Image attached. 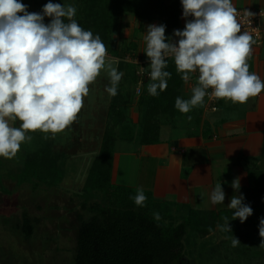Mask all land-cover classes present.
<instances>
[{
	"label": "clouds",
	"instance_id": "obj_1",
	"mask_svg": "<svg viewBox=\"0 0 264 264\" xmlns=\"http://www.w3.org/2000/svg\"><path fill=\"white\" fill-rule=\"evenodd\" d=\"M180 4L182 17L192 19L186 20L182 31L173 32L175 44L165 36L164 25H149L145 32L149 95L157 96L167 88L171 73L166 69L171 58L185 82L191 74H198L191 97L175 100V108L182 114L202 106L207 95L234 104L258 96L264 90V80L249 70L248 63L255 41L241 31L232 0H180ZM76 11L74 5L49 0L41 12L30 13L21 0H0V157L14 158L21 145L32 140L29 133L54 136L71 125L89 95V85L102 71L109 77L105 91L111 97L117 95L124 74L108 59L100 36L79 25ZM46 17L51 18L47 24ZM231 187L239 191V180ZM132 199L136 206L144 207L147 197L140 188ZM224 200L219 182L210 201L216 205ZM227 207L233 210V217H225L222 227L230 232V220L243 223L252 215L242 194L234 195ZM153 219L160 221V213L153 212ZM259 233L264 235V219ZM239 244L232 237V246Z\"/></svg>",
	"mask_w": 264,
	"mask_h": 264
},
{
	"label": "trees",
	"instance_id": "obj_2",
	"mask_svg": "<svg viewBox=\"0 0 264 264\" xmlns=\"http://www.w3.org/2000/svg\"><path fill=\"white\" fill-rule=\"evenodd\" d=\"M74 17L84 30L99 35L108 49L107 55L123 60L125 50L117 49L114 33L119 19L130 15L142 22L160 21L165 34L177 25L179 2L166 0H76ZM130 53H128L129 55ZM118 64V69L122 68ZM171 78L167 88L157 96L148 93L145 85L139 97L132 100L138 110V123L134 125L125 109L117 107V97H111L107 121L98 155L92 160L79 195L83 215L78 216L75 251L72 264H185L184 239L192 234L208 233L210 219L224 222L232 219L233 212L223 215L202 214L190 209L161 204L149 195L144 207L136 206L132 197L136 192L111 184V168L114 146L117 141L138 144L159 143L161 118L173 120L182 113L175 108L184 80L177 73L174 62L168 59ZM151 83V80H150ZM149 83V84H150ZM147 88V89H146ZM199 122V115L195 124ZM20 167H7L9 179L16 185H32L56 188L65 178V156L53 150L52 141L40 143L36 150L25 156ZM244 203L252 208V215L241 226L252 245L264 244L260 235V220L264 219V192ZM159 212L160 221L153 219ZM232 221V220H230ZM19 229L25 240L33 235V225L24 215Z\"/></svg>",
	"mask_w": 264,
	"mask_h": 264
},
{
	"label": "crops",
	"instance_id": "obj_3",
	"mask_svg": "<svg viewBox=\"0 0 264 264\" xmlns=\"http://www.w3.org/2000/svg\"><path fill=\"white\" fill-rule=\"evenodd\" d=\"M172 2L180 4V0H166L167 4ZM232 3L236 9L264 11V0H232ZM180 7L176 27L165 34L174 44L177 40L173 32L182 31L186 20L192 19L183 18L181 4ZM149 25L159 26L161 23L158 20L142 22L130 15L121 17L113 35L117 40L116 48H123L140 62H147L144 35ZM261 25L264 29V19ZM248 63L249 70L264 80V35L260 46L253 45ZM103 80L100 73L94 81L98 89L97 100L103 94L108 97L103 119L101 112L96 122H85L87 125L107 121L111 96L105 91ZM196 82L193 73L189 81L183 82L180 94L191 97ZM85 102L86 97L84 105ZM132 106L127 116L137 125L138 110L134 103ZM216 106L215 111H210L204 98V104L197 106L199 122L189 131L180 132L170 124H162L157 144L117 141L112 158L111 184L134 192L142 188L145 195L161 204L211 215L233 212L227 205L234 195L242 194L244 200L259 196L264 192V90L245 104L219 99ZM98 134L96 141L82 139L77 143L71 156L91 157L93 160L99 153L103 132ZM237 179L239 191L231 187ZM219 182L225 200L223 204L213 205L210 195Z\"/></svg>",
	"mask_w": 264,
	"mask_h": 264
},
{
	"label": "rangeland",
	"instance_id": "obj_4",
	"mask_svg": "<svg viewBox=\"0 0 264 264\" xmlns=\"http://www.w3.org/2000/svg\"><path fill=\"white\" fill-rule=\"evenodd\" d=\"M76 0H52L53 3L71 4ZM27 5L28 12H41L49 0H21ZM50 17L44 19L47 24ZM117 40H115L116 44ZM123 49V48H121ZM124 59H115L114 66L122 64L117 70L123 72L117 90V107L127 109L133 107L132 100L136 96L138 65L127 60L128 51ZM114 61L113 57L107 56ZM150 69V66L148 65ZM103 83L109 86L107 73L101 72ZM150 79L145 81L149 85ZM143 86V88H144ZM90 92L86 102L76 119L66 129L54 136L39 131L29 133L32 140L23 143L17 155L12 159L0 157V264H72L75 251V240L78 226V216L83 215L79 195L83 194V186L92 158H76L77 143L83 139L95 140L98 132H103L105 123L87 125L96 122L101 112H105L108 97L103 94L97 100L98 89L94 82L89 85ZM103 88V87H102ZM148 88V87H147ZM146 88V89H147ZM181 91V90H180ZM103 92V90H102ZM185 100L190 97L180 94ZM97 100V101H96ZM102 106L104 108H102ZM96 110V111H95ZM95 111V112H94ZM198 107L187 114H181L173 120L172 126L180 132L189 131L195 125ZM104 113L102 115L103 119ZM191 116V120L188 117ZM84 118V119H83ZM167 124V118H161ZM19 126V121L15 122ZM45 136H48L45 139ZM52 141L55 152L64 153L63 169L65 178L56 188L32 185L16 186L8 177L7 167H20L25 161L27 153L36 150L44 142ZM31 221L33 235L25 240L19 226L23 216ZM224 222L218 223L210 219L208 233L192 234L189 231L184 239L185 264H264V244L258 246L250 244L244 231H241V222L236 219L229 222L230 231L223 228ZM232 237L239 241V245L232 246Z\"/></svg>",
	"mask_w": 264,
	"mask_h": 264
},
{
	"label": "built area",
	"instance_id": "obj_5",
	"mask_svg": "<svg viewBox=\"0 0 264 264\" xmlns=\"http://www.w3.org/2000/svg\"><path fill=\"white\" fill-rule=\"evenodd\" d=\"M238 16L237 19L241 24L242 30L248 32L254 39V46H260L262 44L264 29L261 25V20L264 19V11H256V10H244L237 9ZM251 13V16L247 15V13ZM127 60L131 63H134L139 66L137 70V86H136V96L141 94L145 81L150 79V69L148 65L150 61L140 62L135 59V57L131 54L127 55ZM197 73H194V78L197 81ZM211 90H209L210 92ZM206 105L210 111H215L217 109V102L219 99L214 96L207 95L206 97Z\"/></svg>",
	"mask_w": 264,
	"mask_h": 264
}]
</instances>
